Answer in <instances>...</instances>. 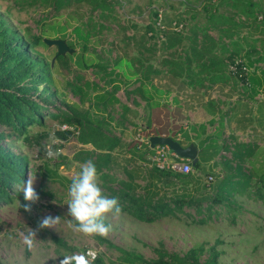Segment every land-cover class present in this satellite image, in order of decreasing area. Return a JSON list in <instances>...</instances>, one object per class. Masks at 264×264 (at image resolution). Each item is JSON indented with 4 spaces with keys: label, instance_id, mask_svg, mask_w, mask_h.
Here are the masks:
<instances>
[{
    "label": "rangeland",
    "instance_id": "obj_1",
    "mask_svg": "<svg viewBox=\"0 0 264 264\" xmlns=\"http://www.w3.org/2000/svg\"><path fill=\"white\" fill-rule=\"evenodd\" d=\"M205 1L207 0H188L187 2L186 0H71L60 9L58 16H55L51 12L50 4L39 0L37 2L0 0V14L20 34L25 33L27 28L32 33H40L41 24L46 18L47 23H53V26L48 27L45 33V37L48 38L59 37V26L63 24L67 26L65 39H73L75 37L71 33L72 27L80 24L91 34V42L88 43L85 55L91 56L102 64H108L106 71H96L98 70L96 67L82 70L85 79L99 87L109 89L110 85L105 82L109 78L116 80V75L107 74L116 58H122L123 70L129 76L133 70L141 68L152 72L154 68L160 70L158 74H151L150 79L162 92H166L160 97L161 115L163 116L167 110L171 124L177 121L178 124L183 125V128L191 124H206L205 133L193 139L192 143L195 145L199 144L200 139L205 135L215 134L220 129L219 114L214 115V123H207L209 113L205 103L209 100V84L207 81H204L202 85L186 84L185 73L178 74L180 68L177 65L181 58L187 54L192 59L191 66L195 72L196 61L192 54L195 50L207 51V47L214 45L215 49L212 53L215 58H222L224 54L235 50L236 60L244 59L246 62L243 52L254 45L256 50L251 58L254 63L250 66L249 72L261 74L264 70V62L256 61L260 56L258 53H262L264 57V52L260 50L264 40V0H250L260 6V8L254 7L255 19L244 18L241 3L236 2L237 7L222 5L218 12L234 14V19L239 22V25H234V30H231L230 25L225 24L223 26L229 29L222 31L218 27L209 30L207 34H205L207 31H204L205 26L208 25L207 18L204 9L201 8ZM154 9L162 12V22L160 24L158 19L156 26L152 23ZM150 24L155 31L153 37H150L148 33ZM164 31L168 32V35H164ZM232 40H237V43H232ZM258 50L260 51L256 52ZM75 51H80L79 45L76 46ZM37 53L52 61L56 47L40 46L37 47ZM204 55L209 56L211 52H204ZM127 60L132 61V67L127 66L125 62ZM139 61L142 67L139 66ZM69 66L71 69L75 68L72 62ZM225 71L229 75L228 70L225 69ZM191 75L196 79L198 74ZM51 76L53 84L48 88L49 91L56 90V93L51 96L53 103L48 106L50 111L56 112V108L60 107L63 110L77 108L80 112L92 109L90 112L94 113L95 110L89 107L88 100L80 103L78 96L72 93L67 83L71 80V72L66 71L59 63L56 65L54 61ZM233 76L229 79L231 82H235ZM119 77L121 89L116 95L121 104H127L131 111L125 117L121 116L119 104L105 110L103 115L109 113L106 118L108 132L120 137L123 142L135 140L145 143L148 140L145 124L147 110L143 106L145 102L139 95L126 94L125 91L132 86L123 84L121 81L125 78L123 75ZM236 84L237 89L242 87L239 81ZM89 92L92 94L93 90L90 89ZM259 93L258 98L264 101V87ZM210 95H216L214 89ZM224 96L236 99L239 95L237 90L230 89ZM213 101L215 104L216 101ZM224 107L228 111L231 108L228 104ZM256 107L257 104L250 109L256 110ZM234 110L236 116L233 118L226 114L219 140V144L226 143L229 149H219L216 156L203 162L195 171L205 180L211 175L215 182L225 174L221 160L231 158L230 150L234 141L256 145L253 149L254 154L244 161L246 169L253 170V167L260 162L259 160L264 161V134L261 137L262 135L258 136L248 131L245 126L247 121L238 116V113L244 114V106L234 105ZM63 124L67 123L63 122L61 117L46 115L43 118V124H34L29 127L27 140L22 135L7 143L11 149L27 157L25 180L29 175L36 177L34 187L40 200L32 204L30 212L18 207V199L22 202L20 196L11 203L0 206V264H59V259L63 256L73 254H89V260H92L90 253H94L95 257L102 255L107 263L118 257V251L98 243L94 236H85L74 231L70 226V221L72 224H75V221L68 215L70 200L68 189L73 177L87 162L86 155L81 151L90 146L79 142L77 131L72 135H60L62 133L60 127ZM68 125L73 126V124ZM0 129H2L1 126ZM46 144L61 149L62 155L56 159H48L44 154ZM148 157L149 154L145 156V158ZM124 165L125 160L122 158L119 165L113 169L119 179L125 178L122 170ZM137 181L142 184L141 179ZM18 185L15 186L14 191L23 196ZM233 199L231 207H222L221 212L206 224L194 222L183 214H180L178 218L168 216L152 223L138 221L126 213H121L118 217L109 214L106 223L112 225V231L107 238L118 246L142 254L148 259L156 256L154 248L161 245L170 252L178 253H184L189 248L199 245H204L206 248L214 245L220 252L218 257L220 264H264V203L252 197L249 198L245 194H235ZM48 215L60 217L59 222L54 227L39 229L33 247L29 249L23 243L22 233L30 229L35 230L41 218ZM52 235L62 238L69 247L57 246L51 239ZM205 256L206 254L203 257Z\"/></svg>",
    "mask_w": 264,
    "mask_h": 264
},
{
    "label": "trees",
    "instance_id": "obj_2",
    "mask_svg": "<svg viewBox=\"0 0 264 264\" xmlns=\"http://www.w3.org/2000/svg\"><path fill=\"white\" fill-rule=\"evenodd\" d=\"M31 1L37 2L38 0ZM39 1L49 3L51 12L58 16L60 9L65 4H69L71 0ZM236 2L243 6L241 11L244 13L245 19L256 18L254 7L260 8V6L250 0H219L217 2L207 0L201 7L204 9L208 23L204 28V31H207L205 34L218 27L222 31L229 29L223 26L225 24H229L231 30H234V25H239V22L234 19V14L227 15L218 12L222 5L237 7ZM152 18L154 19L153 25L156 26L158 19L161 24L162 12L159 9H154ZM153 25L148 26L150 37L155 36ZM52 26L53 23H47L44 18L40 33H32L27 28L25 33L20 34L0 14V126L2 127L0 129V206L11 203L18 196L21 197L22 204L25 202L22 194L14 191V188L25 180L27 157L11 149L7 143L22 135L27 140L29 127L34 124H43V118L46 115L55 118L61 117L63 122L67 123L66 125L73 124L70 126L72 129L61 130L60 135H72L77 131L79 142L82 145L90 146V148L82 150L81 153L86 155V161L95 163L104 194L117 198L122 207V213L130 215L138 221L152 223L168 216L178 218L180 214H183L194 222L206 224L221 212L222 207L232 206L235 194H245L249 198L252 197L264 203L263 159L259 160L260 162L253 167V170L244 167L245 159H249L254 154L253 149L256 145L234 141L230 150L231 158L221 160L225 174L215 182L213 179L205 180L195 172L203 162L216 156L219 149H229L226 143L219 144L222 128L226 121V113L219 112L220 129L215 134L205 135L200 139L199 144H195L198 148L197 159L194 162L183 159L190 165L188 172L169 168L161 169L155 165H143V162L149 161V157L145 158V156L147 154L150 156L153 153L149 142L141 143L135 140L123 142L120 137L110 134L106 120L109 113L103 115L105 110L112 109L114 105L119 104L121 116L125 117L131 111L127 104H121L116 95L117 91L121 89V84H119L121 75L125 77L123 80L121 79L123 84L132 86L130 89L124 90L125 93L139 95L145 102L143 106L147 110L146 137L150 135L171 136L181 145L187 146L193 142L194 138L205 133L206 124H191L183 128V125L178 124L177 121L171 124L170 114L166 112L167 110L163 116L161 115L160 97L166 92L159 90L150 79L151 74L160 72L158 69L154 68L152 72L141 68L133 70L129 76L123 70L122 58H116L113 67H110L107 72V74L117 76L116 80L109 78L105 82L110 85L109 89L88 82L82 70L96 67L98 69L96 71H106L108 64H102L91 56L85 55L88 43L91 42V34L85 31L80 24L72 27L71 33L75 38L67 40L65 39L67 26L63 24L59 26V38L65 39L68 46L74 51L71 54L58 55L54 61L56 65L59 63L66 71L71 72V80H68L67 83L72 93L78 96L79 102L88 100L89 107H93L95 111L91 113L92 109H85L80 112L77 108L63 110L60 107L56 108V112L50 111L48 106L53 103L51 96L56 93V90L49 91L48 88L53 84L51 76L53 63L37 53V47H47L43 38L47 28ZM165 31L163 34L168 35V32ZM231 42L236 44L237 40ZM78 45L80 51L76 52L75 48ZM214 49L215 46L211 45L210 48H206L207 51L195 50L192 53L193 59L196 61L197 70L195 72L191 66L192 59L187 54L181 58L179 66L177 65L180 68L178 74L185 73L184 82L186 84L189 86L202 85L204 81L209 84V82L232 79L231 76L234 75L235 81H239L242 86L251 85L250 80L252 81L254 78V72L250 73L249 69L254 63V60L251 59L256 50L254 45L243 52L246 62L244 59L236 60L235 50L224 54L222 58H215L212 53ZM260 50L264 52V40ZM204 52H211V55L205 56ZM258 54L260 56L256 61L264 62L263 54ZM71 62L75 65L73 69L69 66ZM125 62L127 66L132 67V61ZM229 65H235V71L230 70ZM139 66L142 67L141 62ZM225 69L228 70L229 75ZM262 72L264 73V70ZM192 73L198 74L196 79L192 78ZM41 85L42 87H40ZM90 89L93 90L92 94L89 92ZM135 104L138 105V103ZM205 105L208 113L210 112L212 115L216 113L213 100H207ZM178 111L180 113L179 108ZM214 120L215 118L212 116L207 123L212 124ZM122 158L125 160V165L122 166L125 178L119 179L113 169L119 165ZM137 161L139 162L136 165ZM138 179L142 180V184L137 181ZM94 237L98 243L118 251V257L107 263L102 255H98L94 260H90V264H220L218 260L220 252L214 245L207 248L204 245L191 247L184 253L170 252L161 245V247L154 248L156 256L148 259L142 254L118 246L108 238ZM51 239L59 247H69L60 237L52 235ZM204 254H206L205 257H203Z\"/></svg>",
    "mask_w": 264,
    "mask_h": 264
},
{
    "label": "clouds",
    "instance_id": "obj_3",
    "mask_svg": "<svg viewBox=\"0 0 264 264\" xmlns=\"http://www.w3.org/2000/svg\"><path fill=\"white\" fill-rule=\"evenodd\" d=\"M45 156L52 160L62 155V150L53 148L51 144L44 145ZM36 177L28 176L22 184L17 187L23 193V199L26 203L21 204L18 199V207H23L26 212L31 211L32 204L40 200L34 184ZM70 200L68 202V215L72 217L75 224L70 221V226L74 231L84 234L85 236H100L107 238L112 231V225L106 223L109 214L112 216H120L122 207L118 199L106 196L100 185L99 175L96 165L93 161H87L82 165L80 172L73 177L69 186ZM60 217L51 215L41 218L37 228L30 229L26 233H22L23 243L31 249L39 229L51 228L59 222ZM89 254H73L65 255L59 259V264H90ZM91 259H95V255L91 254Z\"/></svg>",
    "mask_w": 264,
    "mask_h": 264
},
{
    "label": "crops",
    "instance_id": "obj_4",
    "mask_svg": "<svg viewBox=\"0 0 264 264\" xmlns=\"http://www.w3.org/2000/svg\"><path fill=\"white\" fill-rule=\"evenodd\" d=\"M253 77L254 78L252 79V81L250 80L251 85L247 84V86H242L239 89H237V84H236L237 82L236 81L231 82L229 79L222 80V81H216L214 82L215 85H212L213 83L209 82V89H208L209 90V101L210 100L216 101L215 102L216 105L214 104V101H213L214 108L216 109L215 114H219V112L226 113L231 118L236 116L234 105L244 106L245 107V111H243L244 114L238 113V116L242 117L244 120L247 121L245 126H247L249 132L251 131L254 134H257L258 136L262 135L261 137H263V134H264V101L258 98V94H260L259 92L262 91V88L264 87V73L263 72L261 74L254 73ZM229 88L237 90L239 96L236 99H233L232 97L224 96V94L228 90H230ZM212 89H214V92L216 93V95H210V93H212ZM227 104L228 106L231 107L229 111L227 108L224 107ZM256 104H257L256 110L250 109V108H253L254 105L256 106ZM214 115H212V113L209 112V119ZM245 143H249V142H245ZM250 144L255 145L254 143H250Z\"/></svg>",
    "mask_w": 264,
    "mask_h": 264
},
{
    "label": "water",
    "instance_id": "obj_5",
    "mask_svg": "<svg viewBox=\"0 0 264 264\" xmlns=\"http://www.w3.org/2000/svg\"><path fill=\"white\" fill-rule=\"evenodd\" d=\"M43 42L47 46H55L56 54L52 58V63L56 56L65 55L66 53H73L74 49L69 47L67 41L63 38H48L44 37ZM149 147L153 149L156 145H167L180 159H186L194 162L197 159L198 148L190 143L183 146L178 140L173 139L171 136L165 135H150L148 137Z\"/></svg>",
    "mask_w": 264,
    "mask_h": 264
},
{
    "label": "built area",
    "instance_id": "obj_6",
    "mask_svg": "<svg viewBox=\"0 0 264 264\" xmlns=\"http://www.w3.org/2000/svg\"><path fill=\"white\" fill-rule=\"evenodd\" d=\"M230 70L235 71V65L229 66ZM61 130L72 129V127L63 124L60 127ZM148 139V138H147ZM140 141H143L140 139ZM145 142H149L148 140ZM154 153L149 156V161L143 162V165L152 166L155 165L158 168H169L175 171L188 172L190 165L188 162L180 159L167 145H156L154 148ZM213 177L210 175L207 180H212ZM94 254V253H93ZM95 255V254H94Z\"/></svg>",
    "mask_w": 264,
    "mask_h": 264
}]
</instances>
